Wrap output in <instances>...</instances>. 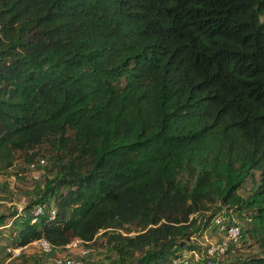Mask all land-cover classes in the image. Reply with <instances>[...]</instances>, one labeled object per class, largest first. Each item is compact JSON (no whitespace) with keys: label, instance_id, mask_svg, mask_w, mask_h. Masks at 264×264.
<instances>
[{"label":"trees","instance_id":"obj_1","mask_svg":"<svg viewBox=\"0 0 264 264\" xmlns=\"http://www.w3.org/2000/svg\"><path fill=\"white\" fill-rule=\"evenodd\" d=\"M16 153L49 174L24 211L53 214L11 247L187 264L219 213L264 251V0H0V174Z\"/></svg>","mask_w":264,"mask_h":264},{"label":"rangeland","instance_id":"obj_2","mask_svg":"<svg viewBox=\"0 0 264 264\" xmlns=\"http://www.w3.org/2000/svg\"><path fill=\"white\" fill-rule=\"evenodd\" d=\"M36 174L38 176L34 177L33 175ZM45 175H49L45 169V162L36 163L30 168L18 153H16L13 164L7 171L0 174V213L6 215L3 224L0 225V258L3 264H56L53 261L54 258L70 254L65 248L45 253L35 244H27L21 253L14 256L10 255L6 249L13 244L16 233L13 222L18 219L16 214L21 216L23 213L27 214L24 208L26 204L34 199L36 190L42 187L46 178ZM255 177H257V172L254 174ZM251 187V178H246L237 189V192L245 195ZM224 208L222 206L219 209ZM12 211L16 212L13 216H11ZM229 217L231 216L229 215ZM232 218L242 226V220L235 216ZM222 240L225 241L226 249L225 253L220 255V259L224 263L239 264L240 260L264 254V251L259 249L252 239L243 240L239 238L236 241H229L221 233H217L210 224L202 232L193 235L188 241V243L194 245L193 249L196 254L189 253L190 249H183L180 251V256H178L179 258L186 257L187 264H205L203 254L206 245L210 242L220 243ZM102 241L103 237L97 235L93 241L84 244L88 249L85 255L80 257L76 252H71V254L75 259L81 260V264H114L115 255L106 248Z\"/></svg>","mask_w":264,"mask_h":264},{"label":"built area","instance_id":"obj_3","mask_svg":"<svg viewBox=\"0 0 264 264\" xmlns=\"http://www.w3.org/2000/svg\"><path fill=\"white\" fill-rule=\"evenodd\" d=\"M36 163H44V158H39ZM35 162H30L28 166L32 168ZM34 177H37L38 174L33 175ZM47 211L48 214H53V208L50 206H47V209L41 204V203H34L29 210H27V214L29 216L30 222H35L41 214H44V212ZM212 228L217 232L221 233L225 239L229 241H236L239 238V227L234 224L232 221L226 219L224 216H222L219 213H216L211 221ZM29 244H35L37 245L43 252L49 253L52 251V247L48 244L46 240L43 238H38L33 241H31ZM85 241L76 237L69 240L67 243L64 244V248L68 251L70 254H66L62 257H56L54 258V263L56 264H81V260L75 259L71 252H76L80 257L85 255L88 251L87 247L84 246ZM27 245V244H26ZM26 245H17L14 247H7V251L10 253V255H18L23 248ZM225 241L222 240L220 243H208L204 250V258H205V264H227L222 262L220 259V255L225 253ZM75 250V251H74ZM189 253H195L194 249H190ZM187 262L186 257L179 258L178 261ZM175 262V260H172Z\"/></svg>","mask_w":264,"mask_h":264}]
</instances>
